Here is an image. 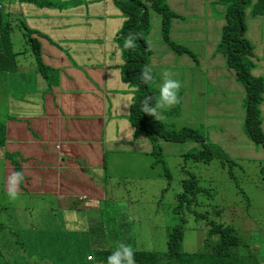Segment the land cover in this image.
<instances>
[{"label":"crops","instance_id":"crops-1","mask_svg":"<svg viewBox=\"0 0 264 264\" xmlns=\"http://www.w3.org/2000/svg\"><path fill=\"white\" fill-rule=\"evenodd\" d=\"M165 4L176 17L164 36L161 20L151 22L159 15L150 12L146 61L157 93L154 72L162 83L166 71L173 73L181 89L180 103L159 110L164 116L159 121L164 127L171 125L168 131L196 129L214 148L215 157L228 158L241 173L256 178L254 172L264 170V146L245 134L244 88L217 51L224 8L214 0H165ZM246 13L244 38L252 48L251 74L263 83L258 121L264 134V16ZM12 15L19 21V31L22 26L33 31L38 54L32 49L13 52L14 67L7 61L5 67L11 70H0L5 197L9 173L21 171L19 198L63 202L66 226L76 218L72 210L80 209L70 204L78 198L85 202L86 232L102 235L97 239L102 244L104 239L117 241L124 233L117 229L124 225L122 207L125 203L129 211L126 204L134 196L112 189L131 183L151 186L149 177L155 169L153 145L136 134L129 121L135 88L123 78L125 63L117 40L125 16L114 0L22 1ZM171 43L179 49L190 45L194 52H176ZM20 77L23 86L17 89L14 82ZM158 144L163 149L174 143ZM178 148L182 151L175 152V159L180 163L195 151L191 148L200 150L194 143ZM39 211L50 214V209ZM116 219L120 222L114 229L108 227Z\"/></svg>","mask_w":264,"mask_h":264},{"label":"rangeland","instance_id":"rangeland-1","mask_svg":"<svg viewBox=\"0 0 264 264\" xmlns=\"http://www.w3.org/2000/svg\"><path fill=\"white\" fill-rule=\"evenodd\" d=\"M19 3H21L19 0H0L3 14L5 17L10 15L8 21L13 25L8 37L9 41L1 40L0 48L4 56H7L11 51L9 47H12L14 53L30 51L29 45L26 44L15 25L19 24V21L15 15H12L17 11ZM211 9L214 12V7ZM158 19L160 17L156 16L151 19V22L155 23ZM150 31L151 27L144 35L147 47H149ZM184 48L194 52L190 45H185ZM195 55L199 59L200 56L196 53ZM154 76V82L159 87L158 93L152 82L149 83V86L157 99L160 86L163 83L157 81L155 72ZM14 86L17 89L22 88L21 77L18 82H14ZM169 126L171 125H165L167 130L171 128ZM0 134L1 154L4 152L5 139L2 132ZM184 145L167 144L163 149L160 144L155 145L156 149H160L161 159L158 164L153 160L155 169L149 177L151 186L145 185V183H131L122 184L120 187L112 189L116 194L134 196V198L126 204V209L129 211L124 209L125 203L122 207L124 225L117 229L123 231V235L119 234L121 237L117 241L103 240L108 251H115L120 243L129 240L139 251H149L161 255L166 252L168 230L175 226L173 225L175 196L181 192L180 182L184 177L180 174V166L183 161L181 160L180 163L175 159V152H181L182 148L178 147ZM191 149L199 152L198 148ZM195 151L188 154H196ZM205 157L206 154L202 156L204 161L196 163L189 160L186 163V169L196 177L199 187L209 189V193L198 194L197 202H201L206 207L203 211H211L210 216L234 228L241 242L238 253L240 257H243V264H264V170L254 172L256 178H253L248 172L241 173L224 156L219 159L214 157L212 160H206ZM4 162V157L0 158V224H2L0 254H6V259L0 260V264H10V261L11 264H99L95 257L97 256V247L104 245L99 243V241L102 242L101 240H97L102 235L86 232L85 223L88 219L87 213L83 210L85 202L78 201V198L70 202L72 208L80 207V209L72 210L76 218L71 219L72 226H66V219L63 217L65 209L63 202L57 201V204L53 199L48 198L43 202L30 201L25 196L12 201L5 197L2 187ZM167 174L170 179H167ZM150 194L153 195L150 198L147 197ZM154 197H156L155 201H153ZM41 207L44 210L50 209V214L49 212H47L48 214L41 213L39 211ZM217 210L221 213L220 216H216ZM119 222L120 219H116L107 225L108 227L113 226L114 229V226ZM184 226L180 251L202 252L203 240L207 235L208 227L203 223ZM120 239L124 240L119 241ZM88 256H91L93 260L89 261ZM101 264H105V262H101ZM158 264L173 263L165 261Z\"/></svg>","mask_w":264,"mask_h":264},{"label":"trees","instance_id":"trees-1","mask_svg":"<svg viewBox=\"0 0 264 264\" xmlns=\"http://www.w3.org/2000/svg\"><path fill=\"white\" fill-rule=\"evenodd\" d=\"M19 1L33 2V0ZM214 2L224 8L223 18L225 21L221 29L217 51L225 56L227 66L235 71L237 81L244 88L243 128L245 134L251 142L264 146V134L259 128L258 121L263 83L260 78L253 77L251 74L254 65L249 56L252 54V48L249 41L244 38L246 11H249L251 16H264V0H214ZM114 3L125 16L117 40L121 46L125 63L123 78L135 88L129 114V121L135 133L146 137L153 144L152 155L156 164L161 159V152L160 149L155 148V145H158L161 141L179 145L194 143L200 147L199 152H195L196 154H186L182 157L183 165L180 167V172L184 177L180 182L181 192L175 196L176 203L173 212L175 216L173 225L175 226L168 230L166 252L161 255L149 251H139L129 240L124 241V243L133 247L137 264H158L165 261L173 264H243V257H240L238 253L241 242L234 228L210 216L211 211H203L206 207L201 202H197V196L201 192L209 193V189L200 188L196 177L185 167V163L189 160L196 163L204 161L202 158L204 154H206V160H212L215 157L212 152L214 148L205 142L204 136L198 133L196 129L182 127L168 131L161 121H156L154 117L144 114L140 110L145 97H152L153 102L156 100L154 91L149 84H144L140 79L141 70L147 65L148 47L144 42V35L150 27V12L159 15L164 36L168 34L171 20L176 17V14L169 10L165 0H114ZM11 27L12 22L7 21L0 6V45L1 40L9 41ZM22 29L26 44L30 45L35 54H38L36 40L31 37L33 31L23 26ZM130 33L136 36V47L131 50L123 49L124 38ZM172 46L176 52L185 51V48L179 49L175 44H172ZM2 54L0 48V70L4 72L11 70L15 64L13 51H9L7 56ZM7 61L12 66L11 69L5 67ZM220 215L221 213L217 210L216 216ZM199 223H203L208 227L207 235L203 240L202 252L188 253L180 251L184 237V225ZM0 228H2V224H0ZM122 240L124 239L119 241ZM112 252L105 248H98L95 257L96 262L107 264V257ZM5 255L0 254V260L4 259ZM9 263L11 264V261Z\"/></svg>","mask_w":264,"mask_h":264},{"label":"clouds","instance_id":"clouds-1","mask_svg":"<svg viewBox=\"0 0 264 264\" xmlns=\"http://www.w3.org/2000/svg\"><path fill=\"white\" fill-rule=\"evenodd\" d=\"M9 16L6 17L7 21ZM11 28H13V25ZM20 32L22 34V37L24 38L23 29ZM135 41L136 36L130 33L124 38L123 49L131 50L135 48ZM29 48L31 49L30 45ZM173 76V73L166 71L164 73V82L160 86L159 97L155 100V102H153L152 97H145L141 104L140 110L144 114L154 117L156 121L164 119L163 113L159 110L171 108L180 103L179 93L181 89V83L177 79H174ZM140 79L146 85L153 80L152 69L147 65L142 68L140 73ZM125 106L128 107L127 105ZM23 180L24 174L21 171H13L9 173L6 181V191L10 200L15 201L19 198L20 185ZM107 264H136L135 251L133 247L127 243H120L117 246L116 250L113 251L112 254L107 257Z\"/></svg>","mask_w":264,"mask_h":264},{"label":"built area","instance_id":"built-area-1","mask_svg":"<svg viewBox=\"0 0 264 264\" xmlns=\"http://www.w3.org/2000/svg\"><path fill=\"white\" fill-rule=\"evenodd\" d=\"M88 259H89V260H92V257H91V256H88Z\"/></svg>","mask_w":264,"mask_h":264}]
</instances>
